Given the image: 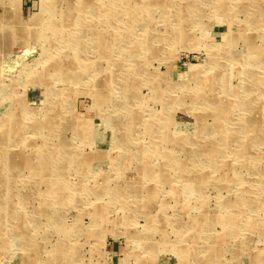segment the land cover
Returning <instances> with one entry per match:
<instances>
[{
    "label": "rangeland",
    "instance_id": "rangeland-1",
    "mask_svg": "<svg viewBox=\"0 0 264 264\" xmlns=\"http://www.w3.org/2000/svg\"><path fill=\"white\" fill-rule=\"evenodd\" d=\"M0 264H264V0H0Z\"/></svg>",
    "mask_w": 264,
    "mask_h": 264
},
{
    "label": "bare ground",
    "instance_id": "bare-ground-1",
    "mask_svg": "<svg viewBox=\"0 0 264 264\" xmlns=\"http://www.w3.org/2000/svg\"><path fill=\"white\" fill-rule=\"evenodd\" d=\"M53 121V120H52ZM49 124V123H48ZM50 126V125H49Z\"/></svg>",
    "mask_w": 264,
    "mask_h": 264
}]
</instances>
